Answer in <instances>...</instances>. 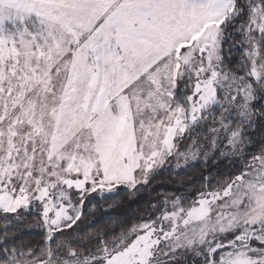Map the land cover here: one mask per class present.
<instances>
[{"label":"snow or ice","instance_id":"obj_1","mask_svg":"<svg viewBox=\"0 0 264 264\" xmlns=\"http://www.w3.org/2000/svg\"><path fill=\"white\" fill-rule=\"evenodd\" d=\"M0 264H264V0H0Z\"/></svg>","mask_w":264,"mask_h":264},{"label":"trees","instance_id":"obj_2","mask_svg":"<svg viewBox=\"0 0 264 264\" xmlns=\"http://www.w3.org/2000/svg\"><path fill=\"white\" fill-rule=\"evenodd\" d=\"M188 175L192 176L193 173L189 172ZM182 178H183L182 176H177L172 172H164L156 177V181L154 185L155 190L156 192H161L163 190H171L173 187H175L174 182H179Z\"/></svg>","mask_w":264,"mask_h":264}]
</instances>
